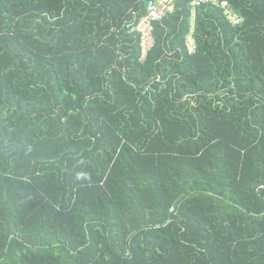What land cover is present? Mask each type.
I'll return each instance as SVG.
<instances>
[{"label": "trees", "instance_id": "obj_1", "mask_svg": "<svg viewBox=\"0 0 264 264\" xmlns=\"http://www.w3.org/2000/svg\"><path fill=\"white\" fill-rule=\"evenodd\" d=\"M149 1L0 0V264H264V0Z\"/></svg>", "mask_w": 264, "mask_h": 264}, {"label": "built area", "instance_id": "obj_2", "mask_svg": "<svg viewBox=\"0 0 264 264\" xmlns=\"http://www.w3.org/2000/svg\"><path fill=\"white\" fill-rule=\"evenodd\" d=\"M202 4L216 5L223 8L224 14L228 16L231 22L241 21L239 15L230 6L228 0H194L192 1V20L195 18L196 8ZM174 0H150L147 4V13L135 25L134 29L141 35L142 57L154 46L153 22L163 19L167 14L174 10Z\"/></svg>", "mask_w": 264, "mask_h": 264}, {"label": "clouds", "instance_id": "obj_3", "mask_svg": "<svg viewBox=\"0 0 264 264\" xmlns=\"http://www.w3.org/2000/svg\"><path fill=\"white\" fill-rule=\"evenodd\" d=\"M77 180H82V179H91L90 175H87L85 173H78L76 176Z\"/></svg>", "mask_w": 264, "mask_h": 264}, {"label": "rangeland", "instance_id": "obj_4", "mask_svg": "<svg viewBox=\"0 0 264 264\" xmlns=\"http://www.w3.org/2000/svg\"><path fill=\"white\" fill-rule=\"evenodd\" d=\"M191 47H193V44L190 42Z\"/></svg>", "mask_w": 264, "mask_h": 264}]
</instances>
